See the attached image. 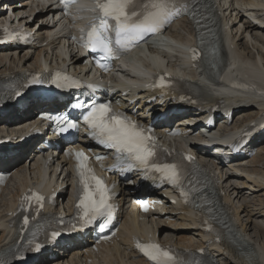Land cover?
Segmentation results:
<instances>
[{
    "label": "bare ground",
    "instance_id": "1",
    "mask_svg": "<svg viewBox=\"0 0 264 264\" xmlns=\"http://www.w3.org/2000/svg\"><path fill=\"white\" fill-rule=\"evenodd\" d=\"M216 2L218 3V8L222 11L227 31V49L231 53L229 66L221 77L220 82L211 86L205 83L202 74L197 69H190L189 67L184 69L183 74L191 80L189 83L199 86L203 91L201 94L203 105L201 111L192 109L184 112L182 117L203 116L209 106L223 99L230 108H237L239 117L244 116L245 120L250 122L264 117V0H216ZM21 3L19 7L17 4H10L9 0H4V6L0 11V20L6 19L7 13L6 15L4 13L8 10L12 11L13 7L15 18L11 20V23L18 20L27 27H36L38 23L35 22L37 21L36 18L34 23L30 24L29 20L21 14L26 12V8L29 6L31 14L28 17L32 16V11L35 8H39V4H37V7H33V5H36L33 0H21ZM47 11L48 14L51 13L49 9ZM43 12L45 10L40 13ZM48 14L41 19L47 17ZM52 19L53 21L56 20L55 18ZM54 31V25H50V21L42 22L36 30V35L41 40L36 42V44L16 49L14 51L18 52L16 55H9L10 52L0 53V78L17 76L27 70H38L41 67V58L43 56L49 59L51 55H60L64 49L67 56V59H64L65 64H69L71 68L78 67L81 57L74 51L71 44L68 43V48H66V40L62 41L63 36L58 35L60 32L64 33V29L61 28L60 32L56 31L57 33ZM168 35L169 39L178 45L189 44L190 42L196 44L194 25L185 18L176 22L168 31ZM45 42H47L45 46L41 45ZM176 44L171 45L173 46V52H169L163 60L156 51L154 55L148 58L156 62V66L149 67V62L147 61H143L142 65L149 67L155 72L157 69L165 67L166 61H174L168 66L175 68L180 62L179 56L176 54L179 53ZM166 46H170V44L167 43ZM24 50H26L25 53L23 52ZM22 52L24 54L20 55ZM134 68L140 69L137 65H134ZM143 94V92L137 91V95L142 97ZM55 105L58 106L59 104L54 102L49 107L55 109ZM40 106H43V103L39 101L33 102L24 111L25 116L23 118L18 115L19 109L12 110L4 117H0V130L5 128L4 124L16 125L30 119V116L35 111L37 112L35 109ZM146 116L145 114L144 117ZM239 125V122H235L232 128L234 129ZM209 133V138L202 137L200 139L210 140L214 132L209 131ZM160 134L162 137L165 135L163 130H160ZM177 145L175 144L174 146ZM259 145L261 146L260 152L249 164L250 166L248 168L239 166V169H233L230 175L225 178L222 188L224 191L222 196L224 206L234 219L236 235L242 240L241 243L246 248L253 251V254L245 256V254L237 251L234 244H221L211 247L215 249L214 254L219 261L218 264H264V202L261 200L259 205L253 204L252 200L249 201L247 199L248 194L245 187H242L246 186L247 181L252 182V186L257 185L260 188L264 186V174H260V171L264 170V168L258 169L257 166H252L255 163L264 162V140ZM22 146L24 148L16 156L7 160H0V168L10 167L16 169L14 179L9 183L5 189L4 196L0 199V251L12 245V241H10L11 234L6 229L3 220L6 217L7 210L13 205V201L22 191L26 190L34 182H37L43 188L46 187L48 185L45 183L46 176H49V183H54L55 185L72 183L71 174L67 167L69 161L65 157L56 158L45 171H42L38 158L34 157L32 162L28 164L30 156L28 147ZM217 148L222 151V146H217ZM194 150L196 153L199 152L198 154H201L199 148H194ZM59 166L61 171H58ZM237 178H246L244 182L240 180L242 186L237 183ZM15 181H17V184H14ZM126 194L127 192L123 189L120 196L121 202L125 201ZM166 195L168 197L173 196L170 192H167ZM64 206L71 209L72 201L67 200L64 202ZM178 210L180 209L170 204L169 208H164L157 212L159 217L156 219L149 217L141 222L135 216L125 214L123 215L118 238L114 243L100 250L99 253L93 255L77 251L70 254V251H65L60 252L55 261H49L46 254L34 264H147L143 259L135 258L136 254L132 248V238L134 235L154 236L158 228H161L160 231H165V239L169 242L175 239L177 243L187 247H197V243L203 246L206 237H204L203 230L196 228L195 221L197 216L192 211L172 215V212L177 213ZM168 215L178 217L174 222H167L165 217ZM143 217L146 218L147 216L144 215ZM245 217H247L246 224L244 222ZM252 223L254 224L253 226L251 225ZM253 229L255 230L253 231ZM91 259L92 263H89Z\"/></svg>",
    "mask_w": 264,
    "mask_h": 264
},
{
    "label": "snow or ice",
    "instance_id": "2",
    "mask_svg": "<svg viewBox=\"0 0 264 264\" xmlns=\"http://www.w3.org/2000/svg\"><path fill=\"white\" fill-rule=\"evenodd\" d=\"M66 11L78 0H61ZM190 0H95V6L87 9L94 13L93 21L81 29L83 46L93 52H102L106 56H118L121 51L134 47L140 40L150 33H157L178 17L182 12L189 11ZM195 17V11H192ZM5 39H16L11 29H3ZM99 64V60L97 61ZM101 67L106 68L104 64ZM57 81L61 78L68 80L67 76L61 77L56 73ZM54 81V82H57ZM163 85V77H161ZM61 86H64L63 84ZM76 107H83L77 104ZM56 122L59 132L64 133L69 129L77 128V124L65 114L50 116ZM84 121L91 128V135L99 143L114 148L118 157L126 154L129 160L128 170L133 168L155 169L174 185L180 186L182 173L176 164H161L156 162L158 145L153 135L131 117L112 109L109 103L93 104L91 109L83 116ZM77 172L79 176L77 189V216L82 221V226L93 224L97 218L103 217L105 224L101 231L111 223L113 205L109 203L110 189L103 178L97 176L88 166V157L82 151L75 153ZM189 160L193 157L188 156ZM102 159V157H97ZM3 178L0 177V180ZM185 201L188 202L189 194L181 189ZM34 199L39 207H43L44 197L33 192L31 196L23 197L25 202ZM144 211L148 210L147 202H142ZM24 223H28L25 217ZM53 232L52 237L59 236ZM136 247L153 262V264H186L171 248H166L154 241L141 242L136 240ZM198 264V262H197Z\"/></svg>",
    "mask_w": 264,
    "mask_h": 264
},
{
    "label": "rangeland",
    "instance_id": "3",
    "mask_svg": "<svg viewBox=\"0 0 264 264\" xmlns=\"http://www.w3.org/2000/svg\"><path fill=\"white\" fill-rule=\"evenodd\" d=\"M11 3H12V5H14V4H19L20 3V0H11ZM22 4V3H21ZM20 4V5H21ZM20 5H18L19 7H20ZM29 9H30V7H27L26 8V14H28V12H29ZM6 13L7 14H9V11L8 12H5L4 14L6 15ZM11 14H14V8L12 7V12L10 13V15ZM29 15H30V13H29ZM40 16V15H39ZM43 16H40V17H37V19H38V21H36V22H41V18H42ZM40 18V19H39ZM26 19H28V17H26ZM45 21H46V18H45ZM53 24V22H51L50 23V25H52ZM56 27V26H55ZM171 46V45H170ZM21 55H23V53H21ZM254 118H255V116H254ZM252 166H257V168L258 169H263L264 168V162H261V163H255V164H253ZM262 171V172H261ZM260 171V174H264L263 173V171L264 170H261ZM255 176V175H254ZM237 180V183L239 184V183H241V181L242 182H244L246 179H244V178H242V179H240V178H237L236 179ZM241 180V181H240ZM18 181V180H17ZM17 181H15L14 182V184H17ZM252 182H248L247 181V183H246V186H242V187H245V189H246V192H247V194H248V196H247V199H249V201H253L252 203L254 204V203H256L255 205H259V203H260V201L261 200H263V202H264V186L263 187H258L257 185H253L252 186V184H251ZM248 185V186H247ZM249 187V188H248ZM257 187V188H256ZM260 188V189H259ZM249 190V191H248ZM250 196V197H249ZM255 201V202H254ZM258 208H260L259 206H258ZM264 208V207H263ZM242 214H243V212H241ZM242 216H244V215H242ZM245 221V224H246V220H247V217H245V219H244ZM248 222V221H247ZM252 226L254 225L253 223L251 224ZM255 229H253V231H254Z\"/></svg>",
    "mask_w": 264,
    "mask_h": 264
}]
</instances>
